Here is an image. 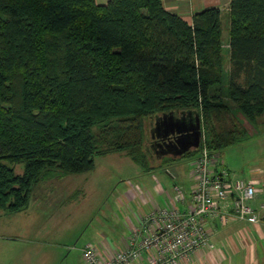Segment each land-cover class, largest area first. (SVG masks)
Masks as SVG:
<instances>
[{"label":"trees","instance_id":"16d2710c","mask_svg":"<svg viewBox=\"0 0 264 264\" xmlns=\"http://www.w3.org/2000/svg\"><path fill=\"white\" fill-rule=\"evenodd\" d=\"M228 9L226 67L219 8L188 23L160 0H0V214L96 156L160 167L146 145L158 115L197 114L211 153L248 140L264 115V0Z\"/></svg>","mask_w":264,"mask_h":264},{"label":"crops","instance_id":"0c3cea01","mask_svg":"<svg viewBox=\"0 0 264 264\" xmlns=\"http://www.w3.org/2000/svg\"><path fill=\"white\" fill-rule=\"evenodd\" d=\"M95 1L97 4L107 2V0ZM160 1L167 11L179 15L188 23L197 12L213 7L219 8L224 20L221 39L226 67H228L227 17L230 0ZM194 117L195 114L191 112L166 113L148 121L147 150L152 163L160 167L149 172L142 171L139 167L136 168L137 170L132 169L135 183L133 185L128 182L129 180L126 181L124 194L118 198L119 211L122 213L119 228L116 226L112 229L109 236L98 235L88 242L96 246L98 253L103 258L112 257L114 253L126 246L129 237L139 229L140 218L165 207L175 206L181 212H187L190 209V193L195 184L192 162L198 155V148L191 144L192 140H188L184 145L186 149L182 150L176 143V139L179 134H192L189 122ZM170 118L173 119V122H184V125L182 127L170 125L168 123ZM178 131L182 132L177 134ZM165 134H168L167 140L162 139ZM218 154L220 153H217L216 156ZM213 167L216 170L225 168L230 179L238 178L223 163L216 161ZM243 180L254 187L255 197L250 202V206L256 212L259 221L251 224L238 220L232 214L231 200L222 202L220 211L225 218L221 220L205 218L204 220L205 229L213 247L198 250L192 253L188 260H180L177 264H264V209L261 208L264 205V164L259 163L254 166L249 175L243 177ZM174 187H178L184 196V200L180 203L175 201ZM7 217L9 216L6 214H0V240H10L13 233L11 223L1 221ZM28 224L29 222L22 226L26 232L30 231V229L24 228ZM1 252L0 250V254ZM1 256L3 257V255ZM38 257L39 260L42 258V263H45V255L43 254L41 257L40 251ZM133 264L146 263L143 259Z\"/></svg>","mask_w":264,"mask_h":264},{"label":"rangeland","instance_id":"374dc122","mask_svg":"<svg viewBox=\"0 0 264 264\" xmlns=\"http://www.w3.org/2000/svg\"><path fill=\"white\" fill-rule=\"evenodd\" d=\"M262 156L264 115L249 139L222 150L217 162L243 179L254 166L264 164ZM136 168L125 153H113L96 156L90 172L54 173L40 180L30 193L28 206L1 220L11 223L14 234L10 240H0V264H84L82 248L119 226L118 198L124 194L126 181L134 185L132 169ZM28 222L24 228L30 231L26 232L22 226ZM39 251L45 263L39 260Z\"/></svg>","mask_w":264,"mask_h":264},{"label":"built area","instance_id":"2783aa9c","mask_svg":"<svg viewBox=\"0 0 264 264\" xmlns=\"http://www.w3.org/2000/svg\"><path fill=\"white\" fill-rule=\"evenodd\" d=\"M201 140L198 155L192 162L195 184L190 193L191 207L181 212L175 206L165 207L139 219V229L128 239L127 244L112 257L103 258L95 245L87 243L81 250L85 264H133L145 259L146 264H177L188 260L201 249L212 248L205 229V218L224 219L220 204L231 200L233 215L247 223L259 221L250 206L255 197L252 184L243 179H230L225 168L216 170L215 153L209 152ZM175 201L184 196L174 187ZM264 209V205L261 207Z\"/></svg>","mask_w":264,"mask_h":264},{"label":"water","instance_id":"95a60500","mask_svg":"<svg viewBox=\"0 0 264 264\" xmlns=\"http://www.w3.org/2000/svg\"><path fill=\"white\" fill-rule=\"evenodd\" d=\"M172 120L173 119L170 118L168 121V123L170 125H175L176 127H182L184 125V122H181V123L180 122H173ZM192 122H194V123H192ZM189 123H190L189 129L192 131L191 135H180L179 133L182 131L177 132V134H179V136L176 139V143L178 144V146L181 147L182 150L186 149V147H184V145L186 144V142L188 140L189 141L192 140L191 144L194 145L195 147L199 148V144H200V140H201V126H200L199 116L197 114H195V117L193 119H191ZM162 139L167 140L168 134H165Z\"/></svg>","mask_w":264,"mask_h":264}]
</instances>
